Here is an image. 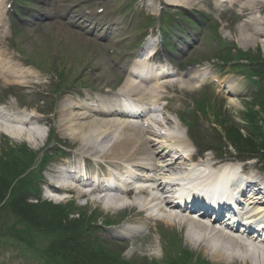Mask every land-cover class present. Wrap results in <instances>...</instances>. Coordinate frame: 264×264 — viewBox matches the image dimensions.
Here are the masks:
<instances>
[{
    "label": "rangeland",
    "instance_id": "374dc122",
    "mask_svg": "<svg viewBox=\"0 0 264 264\" xmlns=\"http://www.w3.org/2000/svg\"><path fill=\"white\" fill-rule=\"evenodd\" d=\"M123 1V0H121ZM128 1V0H125ZM257 0H242L239 4V6H235V10L233 12H225L220 13L214 8V3L212 5L211 0H197L196 6H194L192 9L193 11L190 12L192 9L185 10L184 8L174 6L171 7L166 6L164 3H162L161 0H157L153 2L154 8L153 11L155 13H158V10L160 9L158 6L160 4L165 6L168 9H171L173 13L176 11L184 13L183 16L186 14L189 16L194 17L195 20H198L200 23L199 26H202L201 29L197 30V36L195 37L196 42L200 43V46L196 50V52L192 50H187L190 46L187 44V42L183 39L180 42L182 43L180 45V48L183 50L177 52V57L175 59L177 60L176 63H180L183 61V67L181 70H188V69H197L200 66H210V75L213 77H221L222 81L227 82L228 84L232 82H237L236 84L239 85V89L237 90V95H220L219 99L216 97H213V103L215 108L221 109L225 114L231 115L235 117L239 122L237 123V127L240 129L244 128V121L241 122V116H239L240 113L244 111V103L246 100H252V88L249 86V84L246 82L244 77L240 78L238 75H236L233 71H230L229 67L222 66L223 64L218 62L216 60L217 53L214 52L213 46H219L218 44V38L214 34L213 28H210L212 25L216 26L222 35V42L227 43L231 46L236 45L237 50H233V52L236 54L238 52H246L251 55H258L260 52L262 54L264 53V0H261L260 3H256ZM76 2H78L76 4ZM98 2H101L99 4ZM103 3V4H102ZM250 7L248 11L242 7V4ZM53 5L54 8V15L55 17L49 18L47 16H44L45 11L49 8L48 5H46V2L42 4V6L38 9L39 12L34 11V15L36 18L40 21V23L37 25V28L35 31H25L24 33H16L14 34L13 38H7L8 41H5L3 44L4 50L7 51V57L13 58L15 60V63L17 64V67L20 71L24 70L23 64L20 60V55L26 56V58L30 59L32 61V64H36L37 66H40L43 70H46L45 73H51L48 78V83L44 84L42 86H36L33 84H30V87L27 88L24 91H21L18 87H16L15 83H8V84H1L0 83V104L3 102V100L8 99L9 103L12 104L14 107L13 112L18 116L19 111L21 113H25L27 115H32L35 118H39L42 121H46L49 126H52L54 131V135H56L55 139H52V137L49 139V142L47 144V147L43 148L40 145V141L35 142L32 148L34 150H40V151H46L57 153V155H53V162L51 167L56 171L58 161L62 159V157H65L67 155L66 151L74 149L76 151L81 144L76 143L71 140V138L68 136L66 131V125L62 123V121L65 119L64 116H66L65 111L63 112L57 105L55 109V114H50V112L54 109L56 105V92L58 87L61 85L64 88H68L69 86L62 81L60 84L56 83L58 81L57 77L60 75L61 70L66 69L67 70V77L68 80H74L76 79V73L79 72L82 73L83 78H77V80L82 81L81 86L84 90L91 93V91L99 93L102 97L105 96L109 100H113L112 97H109L108 95L112 96L115 92H121V88L119 86L124 81L125 77L121 76L120 70L116 67H111L110 64L112 58L110 57L109 49L113 46L111 42H114L113 39L109 41V37H115L114 35H111L112 26L110 24V20L117 16L118 18L121 17V15L126 14L127 8L120 11L122 5L120 6L119 3L115 2L114 0H59L55 1ZM95 6L96 8H103L105 9V14L99 15L98 17L94 18L93 23L97 24V29L101 28L104 30H107L105 33L106 37L104 38H98L97 33L95 30H90V28H81L78 27L77 21L78 17L73 16V14L77 10H83L84 8L88 6ZM131 7V5H130ZM254 7V8H252ZM146 14H152L153 11L146 8ZM245 13V17L242 19L240 18L241 14ZM143 15V14H142ZM140 15V16H142ZM182 16V17H183ZM248 16V17H247ZM258 17L261 20L260 25H256L258 27L259 33H262L258 38H256V42H251L250 39L248 41L244 40L239 32V29L241 25L243 24L244 18L247 20H250L251 17ZM74 17V18H73ZM210 19H209V18ZM120 20V19H119ZM149 21V20H148ZM147 21V22H148ZM120 22V21H119ZM45 23V24H44ZM76 23V24H75ZM126 25V24H124ZM145 25L144 22H141L140 19L137 18L135 21L134 28L137 26L143 27ZM181 26H184L183 24H180ZM70 27L69 32L64 27ZM92 26V25H91ZM109 27V28H108ZM48 28V29H47ZM133 28V29H134ZM123 29V28H121ZM205 29V30H204ZM124 31H121L122 37H128L130 36L129 28L123 29ZM248 32L250 34L253 33L251 29L247 28ZM11 31L10 30L6 37H11ZM119 35V33H117ZM214 36V37H212ZM121 37V38H122ZM116 41L118 40L115 39ZM103 42H110V46L103 45ZM180 42H177L178 44ZM203 42V43H202ZM54 44V45H53ZM66 47H70L77 50L76 54H71V51ZM60 48V49H59ZM133 48H135V51L137 54L140 53L141 48L136 47L134 44L131 43L130 40L123 39L117 44V54L116 56L119 57L122 61L125 57L126 53H130ZM16 50V52H15ZM18 52V53H17ZM14 53L18 54L15 55ZM63 53L65 62H68L67 64L56 63L57 65H60L57 69L56 75L52 73L54 67L51 65V60L53 57H58ZM88 59L85 60L84 59ZM25 59V58H23ZM78 60V61H77ZM76 67H79L80 69H74L71 68L73 71H70L69 68V62L73 63L76 62ZM92 65L90 68H95L96 73L88 75L87 72H89L88 68L86 70L87 65ZM51 65V68L49 66ZM36 66V67H37ZM82 66V67H80ZM63 69H62V68ZM184 78L174 79V83H177V88L180 89L179 82L183 80ZM123 84V83H122ZM80 85V84H79ZM78 85V86H79ZM77 89V88H75ZM200 90H185L187 94V97L185 98L189 104L185 107L189 108L190 104L194 100H200ZM74 92V91H73ZM72 92V93H73ZM206 92V91H204ZM122 93V92H121ZM200 93V94H199ZM64 94V92H63ZM219 95V94H217ZM75 100L70 96H67L65 98L66 101L70 102L74 101L77 103H81V98L79 96H74ZM45 101V103H43ZM176 108V106H174ZM177 110H179V106H177ZM218 110V109H217ZM185 112H187V109L185 108ZM77 113V112H76ZM50 114V115H49ZM262 118L264 119V114L262 113ZM199 123V127L205 130V125ZM207 130L206 132H208ZM244 134L246 132V129L243 131ZM11 144L13 146H18L21 144L20 142L16 143L11 140ZM10 143V142H8ZM8 143H5V139H0V154H2V148L7 149ZM72 143H75L72 145ZM61 152V153H59ZM63 152V153H62ZM199 152V151H197ZM225 153L228 157L227 159H233L230 158L233 154H231L229 151L224 150L222 153ZM218 154V151L216 149L214 150V153H207L204 156H214ZM69 158H72L71 156H67ZM212 159V158H211ZM236 159V158H235ZM241 160V159H240ZM238 161V159H237ZM256 163H247V165H251ZM259 168V164L257 165ZM51 169V168H50ZM50 169L46 172L48 174L50 172ZM264 173V171H262ZM78 194H74L75 200H77V204L75 207L76 210L81 211L83 209H78L79 205H83L82 203H85L84 200L78 199ZM78 200L82 201L79 202ZM92 206H89L91 210H98V212L104 211L105 215L108 214L109 209L105 210L103 206H101L98 203L91 202ZM107 213V214H106ZM100 214V213H99ZM110 215H113L117 217V221H115L116 224L119 225V223L123 222L118 227H110L108 229H103L104 233L101 234V240L102 241H109L110 239H114V236L122 237L121 229L123 226L128 225L130 223H141L140 217H134V214L131 213L129 216H126L124 213L113 211L109 213ZM124 214V215H123ZM156 222L148 224V230L147 232L143 233L140 237L135 239H130V241H127L124 248L119 247H111V252L115 253L119 250L124 251L125 257L127 259H131L132 256H148L149 260H161L163 255V244L165 243V240L167 239L165 236V232L160 227L161 235L164 240L160 239V234L156 232L153 228H155ZM117 226V225H115ZM153 227V228H152ZM165 227H171L170 233L172 236H176L179 240L183 241L184 248H188L191 252L193 251H199L201 254L197 255L196 260L198 262L205 261L209 262L210 264H227L225 261H214L208 254V252H205L203 248H195L192 246L187 240L185 241V238H183V235L180 232V229L172 226H165ZM108 233L110 235H108ZM119 241V240H115ZM43 247H48V245L51 244V239H44V241L41 242ZM29 252L30 249L28 250ZM32 253V252H31ZM27 253L23 256H17L14 252H10L8 250H1L0 251V264H44L42 261H40V258L36 254ZM142 254V255H140ZM22 257V258H20ZM241 261H236L234 264H240ZM141 264H147L144 261H141ZM195 264V263H194Z\"/></svg>",
    "mask_w": 264,
    "mask_h": 264
},
{
    "label": "bare ground",
    "instance_id": "6f19581e",
    "mask_svg": "<svg viewBox=\"0 0 264 264\" xmlns=\"http://www.w3.org/2000/svg\"><path fill=\"white\" fill-rule=\"evenodd\" d=\"M169 4L181 6L184 9H191L193 8L197 0H167ZM241 0H231V2H234L236 4H239ZM261 0H257L256 3H260ZM242 4V3H241ZM242 7L246 11L250 9V7L242 4ZM254 8V7H252ZM248 17V16H247ZM243 24L241 25L239 29V32H241L240 36L248 41V39L251 40V42L255 43L256 38H258L262 33H259L258 27L256 25H260L261 20L256 17H251L250 20H247L244 18ZM247 28L251 29L253 31L252 34H250L247 30ZM6 56V53L4 50L0 48V75L3 78V80H6V82L15 81L17 80L21 84H26V79L19 78V75L17 71H13L12 69H7L4 66V57ZM146 61H144L143 64H141L142 68H140L138 71L143 72L145 69ZM156 64V62H155ZM168 66H164L161 64L156 65L154 67L153 71L150 73V78L152 81H156L154 85L153 90H148L146 85H138L133 83L131 80H126L123 87L127 92H129L131 97H138L141 100H148L149 102H153L154 100H157L155 94L157 92V89H162L161 79L163 75H167V73H170L171 71L167 70ZM208 66L205 69H202L199 67V69H195L194 71L198 72L197 74L199 77H193L194 79L198 80L196 81L195 85L193 79L189 81V83H184V86H186L188 89H198L200 87L201 82H203L205 74ZM167 70V71H166ZM166 71V72H165ZM174 72H177V69H175ZM163 74V75H162ZM28 75L33 78L34 74L29 71ZM198 78V79H197ZM231 94H235L234 87L231 89ZM129 94V96H130ZM104 109H97V111H94L93 109L90 110L86 106H78L74 102H71L70 106H67V109L65 110L67 114V119L65 121L66 123V130H68V134L75 139L77 142H81L82 147L79 149L78 154L84 155L87 154V152H90L92 155H96L97 157H100L102 159H108L109 162L113 163L114 165L124 164L122 165L123 168L126 170V168H129V165L134 168L127 169V173H130L131 175H134L136 178L135 172L138 171H146V172H154L155 176H152L151 174L149 177L154 180H146L145 182H154V185L157 186V192L156 196H153L151 199H149V195H145L144 191H141L143 196H145V199L143 201L142 207H144L140 213L144 214L146 212H149L152 209H155L156 212L163 214L164 218L162 219L163 223L165 225H172L173 223L178 221V225L181 227L182 225L193 226L196 229L199 230L200 236L204 238L203 246L206 248L211 254L212 258L216 262L218 261H228L229 258L223 253V251H212V247H210L209 242L211 241V236H215V234L218 233V237L221 242L224 244L232 243L234 246L238 247L241 251H248V254L255 255V258H252L251 260L254 262L253 264H264V251H259L258 249L260 247H257L255 245L250 244L245 245L240 238L238 237L236 233H226L224 231L216 229L215 226H208L203 225L199 223L198 221L194 220H187L185 218H178L177 214L174 212V210L177 208V205H175L173 202H170L169 199L161 198L159 194H164L165 190L169 187V185L166 183V180H170L173 173L168 172L173 171H180V174L186 175L185 179L192 180L194 177L198 176L197 174L200 171H203L204 169H213L218 167L216 163H208L203 162V164H200L197 166V170L193 171L191 173L186 171L183 166H188L192 163V160H194V156L185 158L183 156H171L170 154L173 152L172 150H176L177 148L185 147L186 142L182 140L178 134H172L165 138L166 140L163 141H155L151 138L153 136L150 131L147 130L143 131L139 127H135L132 125V123L127 118L123 119L117 115H109L106 111H103ZM77 112V113H76ZM111 113V112H110ZM123 120V121H122ZM167 125L172 126L173 121L171 119L167 120ZM22 122H18L17 124H12L11 120L8 118H2L0 116V133H7L10 137L14 139H20L23 137L24 130L21 127ZM144 132L146 135L144 136ZM31 139V137H30ZM111 143H114L113 146L109 150H105L108 145ZM170 157V162H166L167 165L164 167L162 166V162L167 157ZM166 161V160H165ZM190 166H188L189 168ZM235 166L232 164H225L224 167H218L216 168V173L214 176L218 173L220 174V177L225 178H233L235 176L236 171L234 170ZM246 169L243 167V170ZM250 169V167H248ZM252 169L260 172L259 169H257L255 166H252ZM226 171L225 173H221V171ZM217 174V175H218ZM166 175V176H164ZM143 177H145L144 174H142ZM147 177V178H149ZM245 177V176H243ZM138 178V177H137ZM206 175L204 176V180H206ZM252 183H247L243 185V190L241 191L243 194L248 193L250 190H254V188H257V186H254V178H252ZM75 185V184H74ZM259 192V190L257 189ZM81 194H83L81 192ZM132 194V193H131ZM249 206V203H248ZM254 206L256 207V210L259 211V208L264 209L263 202H254ZM152 216H155L154 214ZM177 220V221H175ZM222 220V218L219 219V222ZM145 223H141L140 225H134L130 224L129 227L125 228L124 232L127 234L130 233H138L140 232L141 228L144 226ZM192 228V227H191ZM210 230V231H209ZM216 231V233H213V231ZM220 244V243H219ZM259 256V257H258ZM243 262L246 261L245 256H241ZM248 258V257H247ZM251 262V261H250Z\"/></svg>",
    "mask_w": 264,
    "mask_h": 264
},
{
    "label": "trees",
    "instance_id": "16d2710c",
    "mask_svg": "<svg viewBox=\"0 0 264 264\" xmlns=\"http://www.w3.org/2000/svg\"><path fill=\"white\" fill-rule=\"evenodd\" d=\"M244 57V55L237 57V61L242 60ZM249 61L252 64L256 63L258 65H242L238 68L252 76L253 73L257 74L264 87V60L251 58ZM262 93L258 104L261 106V112L264 113V92ZM250 114L252 124L256 127V132L253 131L247 137H240L241 135L237 133L234 148L238 152L248 153L260 147L262 149L258 150V153L264 152V129L260 125L255 126L259 119L262 122H264V119L260 113H253L251 111ZM28 158L26 162H21L18 165H15L12 159L7 163L0 162V203L6 197L15 179L35 163L36 157L30 155ZM262 158L264 159V155ZM17 212L23 220L24 228L12 227L9 232L6 231L7 234L11 238L16 239L15 242L18 245L26 247L27 243L33 245L36 236L43 234L51 236L53 238L52 245L42 256V259H46L47 264H136L135 260L126 261L121 254H111L107 248L101 245L96 248L90 244V241L87 240L88 233H85L89 221L85 220V216L70 220V212L67 209L57 210L47 205L42 206V208L22 207ZM4 243L10 245L6 242ZM19 249L22 251L24 248L19 247Z\"/></svg>",
    "mask_w": 264,
    "mask_h": 264
}]
</instances>
